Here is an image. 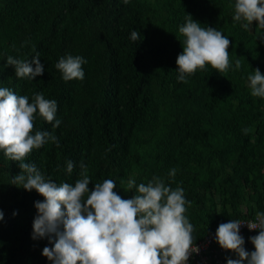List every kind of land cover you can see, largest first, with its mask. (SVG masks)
I'll return each instance as SVG.
<instances>
[{"label":"trees","instance_id":"trees-1","mask_svg":"<svg viewBox=\"0 0 264 264\" xmlns=\"http://www.w3.org/2000/svg\"><path fill=\"white\" fill-rule=\"evenodd\" d=\"M235 2L0 0V87L30 103L38 93L56 100L61 120L54 129L55 121L36 116L33 134L48 131L58 145L34 149L25 162L46 179L73 185L83 163L89 191L111 179L123 199L135 195L129 179L138 185L159 176L172 189L182 187L195 246L230 219L255 220L264 213V98L250 94L248 76L257 68L264 75V29L253 21L246 31L244 21L234 22ZM187 15L229 38L226 72L206 65L178 82L179 28ZM132 31L141 39L133 41ZM37 53L44 72L34 80L16 77L6 65L9 55L30 61ZM68 55L87 60L82 81L66 82L56 69ZM18 163L0 150V264H51L42 255L52 247L48 239L31 238L34 204L44 198L11 183L21 172ZM256 235L242 236L248 252L255 251L249 238ZM216 246L204 252L212 263ZM227 258L237 257L229 253L224 264Z\"/></svg>","mask_w":264,"mask_h":264},{"label":"clouds","instance_id":"clouds-1","mask_svg":"<svg viewBox=\"0 0 264 264\" xmlns=\"http://www.w3.org/2000/svg\"><path fill=\"white\" fill-rule=\"evenodd\" d=\"M234 22L244 21L248 31L253 21L264 29V0H236ZM183 36V51L177 57V80L187 83L188 77L197 69L206 70L210 65L218 73L229 69V38L216 28L202 27L187 15L186 23L179 28ZM131 39L137 41L141 35L132 31ZM143 39V38H142ZM81 56L61 57L55 65L64 81L84 79ZM6 65L15 70L18 78L34 80L43 75L44 66L37 53L30 61L8 56ZM241 67L240 59L235 68ZM250 94L264 98V75L257 68L248 76ZM57 101L45 99L43 93L35 94L32 102L26 95L18 96L11 89L0 87V150L12 161L19 162L21 172L12 177L11 183L31 192L35 190L44 199L34 207L37 215L33 220V240L47 238L49 245L42 255L51 264H186L195 247L193 225L185 216L187 202L182 187L172 189L165 181L154 176L147 184L127 181L128 190L135 189V195L123 199L118 195L114 180L107 179L91 183L87 167L81 163L80 178L75 184L53 182L36 168L25 162L34 150L52 142L58 145V138L48 132L36 130L33 134L36 116L59 127L56 119ZM246 135L249 129L242 130ZM74 163L69 160L66 170L73 172ZM172 169L170 176H175ZM15 216L16 213H13ZM0 211V220H3ZM258 235L250 237L255 251L244 248L240 235L242 225ZM216 242L225 251L232 252L236 259L227 258V264H264V213L257 212L255 220L242 223L230 219L221 223L216 232Z\"/></svg>","mask_w":264,"mask_h":264},{"label":"built area","instance_id":"built-area-1","mask_svg":"<svg viewBox=\"0 0 264 264\" xmlns=\"http://www.w3.org/2000/svg\"><path fill=\"white\" fill-rule=\"evenodd\" d=\"M254 221V220H253ZM242 223H246L248 222V220H242ZM246 232H249L250 234H253L254 232H258V231H250L248 229V227L245 225H242L240 228V235L243 236ZM214 245L218 246V243L216 242V234L210 236L209 238H207L202 245L200 246H195L196 248L199 249L198 252L196 253H192L189 257V260L186 262V264H224V259L227 257V255L232 252H228L223 250L221 247L220 248H216L214 249V262L212 263V261H208L209 257L205 255L204 252L209 251V249L211 250L212 248H214Z\"/></svg>","mask_w":264,"mask_h":264}]
</instances>
